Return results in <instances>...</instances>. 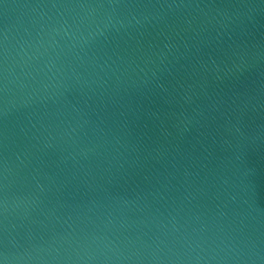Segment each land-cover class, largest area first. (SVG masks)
Returning a JSON list of instances; mask_svg holds the SVG:
<instances>
[{
	"label": "water",
	"instance_id": "1",
	"mask_svg": "<svg viewBox=\"0 0 264 264\" xmlns=\"http://www.w3.org/2000/svg\"><path fill=\"white\" fill-rule=\"evenodd\" d=\"M264 264V0H0V259Z\"/></svg>",
	"mask_w": 264,
	"mask_h": 264
},
{
	"label": "clouds",
	"instance_id": "2",
	"mask_svg": "<svg viewBox=\"0 0 264 264\" xmlns=\"http://www.w3.org/2000/svg\"><path fill=\"white\" fill-rule=\"evenodd\" d=\"M0 264H8L7 258L0 259Z\"/></svg>",
	"mask_w": 264,
	"mask_h": 264
}]
</instances>
